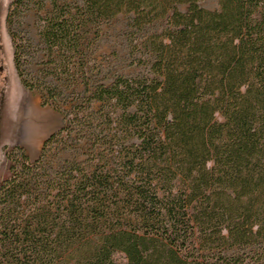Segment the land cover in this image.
<instances>
[{
  "label": "trees",
  "instance_id": "1",
  "mask_svg": "<svg viewBox=\"0 0 264 264\" xmlns=\"http://www.w3.org/2000/svg\"><path fill=\"white\" fill-rule=\"evenodd\" d=\"M31 1L9 6L15 66L56 102L59 85L30 77L13 29ZM218 1L50 0L44 78L84 73L87 47L119 14H131L147 71L84 82L69 122L91 142L87 161L47 162L62 130L34 161L12 153L0 264H121L117 252L126 264H264V0Z\"/></svg>",
  "mask_w": 264,
  "mask_h": 264
},
{
  "label": "rangeland",
  "instance_id": "2",
  "mask_svg": "<svg viewBox=\"0 0 264 264\" xmlns=\"http://www.w3.org/2000/svg\"><path fill=\"white\" fill-rule=\"evenodd\" d=\"M12 1L0 0V185L11 175L13 152L23 149L34 161L41 155L50 135L60 130L58 140L47 152V162L59 168L67 160L87 161L91 142L83 137L85 132L69 122L78 104L90 94L85 92L84 82H88L91 88L97 83H110L118 74L133 76L147 71L136 61L141 55L134 50L135 42L131 40V14H119L101 24L99 34L87 47L88 61L84 73L76 75L74 81L65 77L56 79L53 75L44 78L54 71L40 38L41 17L47 15L52 5L46 0L44 8L38 9L39 1L32 0L28 10L15 19L13 29L18 35L17 42L22 48L30 77L34 81L59 85L60 95L56 96L55 102L47 99V94L40 89H27L15 66L14 47L7 26ZM200 5L210 10L219 9L218 0H200ZM160 27L156 24L150 30H160ZM98 106L95 102L94 107L98 109ZM114 257L119 263L126 264L123 253L117 252Z\"/></svg>",
  "mask_w": 264,
  "mask_h": 264
}]
</instances>
